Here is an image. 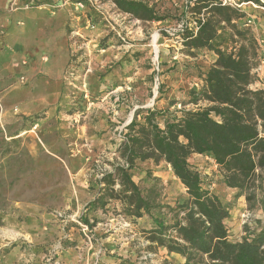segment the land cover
Here are the masks:
<instances>
[{"label": "rangeland", "instance_id": "obj_1", "mask_svg": "<svg viewBox=\"0 0 264 264\" xmlns=\"http://www.w3.org/2000/svg\"><path fill=\"white\" fill-rule=\"evenodd\" d=\"M136 1L165 20L134 19L112 0H0V264H184L164 248L146 249L147 217L133 223L118 203L86 210L103 174L121 162L116 150L124 127L139 111L209 106L192 92L215 55L188 54L182 43L190 0ZM228 6L245 13L237 23L258 40V81L251 88L264 90V6L239 0ZM184 19L196 29L188 11ZM62 38L69 58L60 80L43 68L45 55L31 63L20 52L25 45L44 54L48 39L54 46ZM189 162L204 187L229 205L224 224L231 241L264 229V173L257 172L253 190L241 192L223 184L211 158L192 155ZM131 175L141 190L153 188L162 205L186 198L165 162L137 161Z\"/></svg>", "mask_w": 264, "mask_h": 264}, {"label": "trees", "instance_id": "obj_2", "mask_svg": "<svg viewBox=\"0 0 264 264\" xmlns=\"http://www.w3.org/2000/svg\"><path fill=\"white\" fill-rule=\"evenodd\" d=\"M112 2L121 13L143 22L166 18L142 1ZM239 3L264 6L259 0ZM190 4L183 11V46L188 54L206 50L216 58L203 73L201 88L192 92L209 106L179 113L139 111L124 127L116 150L121 162L103 174L102 186L86 210H105L118 203L121 214L133 223L147 217L150 226L141 229L146 249L155 253L164 248L181 256L184 264H264V229L231 241L224 224L229 205L213 193L211 185L204 187V177L189 162L192 155L207 156L222 171L226 187L241 192L255 188L264 173V90L251 88L258 81L260 47L249 27L237 23L245 17L241 9L219 0H190ZM187 11L196 29L187 27ZM137 161L169 165L186 198L169 207L160 203L153 188L141 190L131 175ZM80 222L88 229L95 223L87 218Z\"/></svg>", "mask_w": 264, "mask_h": 264}, {"label": "crops", "instance_id": "obj_3", "mask_svg": "<svg viewBox=\"0 0 264 264\" xmlns=\"http://www.w3.org/2000/svg\"><path fill=\"white\" fill-rule=\"evenodd\" d=\"M48 40L46 42L47 43L46 53L44 54L41 53L40 51H37L36 49L26 48L27 46L25 45L24 46L21 45L22 50L20 52H23L24 56L28 57L31 63H34L35 61H38L40 59L42 61V58H43L42 56L45 55L44 59H46V63L43 68L48 71V73L51 75L53 79L60 80L61 71L64 69L65 65L67 64L68 58H69L67 41L65 38H62L61 41L59 40L60 41L59 45L55 44L54 45L55 47H54L53 43L49 42L51 40L49 41ZM41 61L40 63H42ZM52 66H54V68L56 66L55 68L56 72L55 71L50 72ZM31 68L32 66L29 68V70H32ZM52 94L55 95L56 91L52 92ZM171 255H174V254H171ZM180 262H184V260L182 259Z\"/></svg>", "mask_w": 264, "mask_h": 264}, {"label": "built area", "instance_id": "obj_4", "mask_svg": "<svg viewBox=\"0 0 264 264\" xmlns=\"http://www.w3.org/2000/svg\"><path fill=\"white\" fill-rule=\"evenodd\" d=\"M223 5H229L230 4V0H221ZM24 80V77H21V81Z\"/></svg>", "mask_w": 264, "mask_h": 264}, {"label": "bare ground", "instance_id": "obj_5", "mask_svg": "<svg viewBox=\"0 0 264 264\" xmlns=\"http://www.w3.org/2000/svg\"><path fill=\"white\" fill-rule=\"evenodd\" d=\"M155 40H156V38H155ZM155 40H154V42H155Z\"/></svg>", "mask_w": 264, "mask_h": 264}]
</instances>
